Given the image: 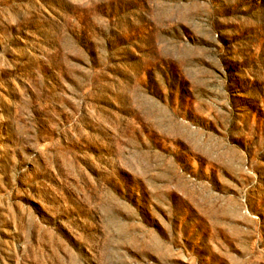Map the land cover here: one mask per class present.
<instances>
[{"label": "rangeland", "instance_id": "374dc122", "mask_svg": "<svg viewBox=\"0 0 264 264\" xmlns=\"http://www.w3.org/2000/svg\"><path fill=\"white\" fill-rule=\"evenodd\" d=\"M0 264H264V0H0Z\"/></svg>", "mask_w": 264, "mask_h": 264}]
</instances>
